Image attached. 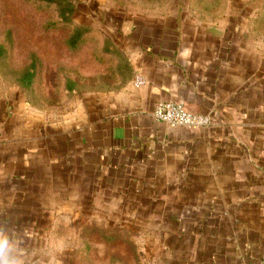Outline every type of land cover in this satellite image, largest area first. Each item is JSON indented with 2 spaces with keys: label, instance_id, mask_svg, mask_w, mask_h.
<instances>
[{
  "label": "crops",
  "instance_id": "crops-1",
  "mask_svg": "<svg viewBox=\"0 0 264 264\" xmlns=\"http://www.w3.org/2000/svg\"><path fill=\"white\" fill-rule=\"evenodd\" d=\"M111 22L145 85L134 77L63 113L0 87L4 258L65 264L52 244L58 223L96 225L88 209H126L130 224H144L135 236L150 261L158 249L153 264H264V39L238 12ZM159 101H181L212 123L157 121Z\"/></svg>",
  "mask_w": 264,
  "mask_h": 264
},
{
  "label": "rangeland",
  "instance_id": "rangeland-1",
  "mask_svg": "<svg viewBox=\"0 0 264 264\" xmlns=\"http://www.w3.org/2000/svg\"><path fill=\"white\" fill-rule=\"evenodd\" d=\"M233 12L246 17L253 35L264 39V0H0V87L28 105L63 113L65 106L120 90L136 77L127 40L111 22L113 16L218 20ZM88 210L99 219L97 229L90 223L56 225L57 262L159 260L158 249L151 261L144 254V241L135 236L144 224H130L126 209ZM58 214L73 220L80 212L60 209ZM116 214L120 217H110ZM112 231L120 237L111 240Z\"/></svg>",
  "mask_w": 264,
  "mask_h": 264
},
{
  "label": "built area",
  "instance_id": "built-area-1",
  "mask_svg": "<svg viewBox=\"0 0 264 264\" xmlns=\"http://www.w3.org/2000/svg\"><path fill=\"white\" fill-rule=\"evenodd\" d=\"M145 82L142 76H136V86H143ZM154 118L170 126L194 129L208 127L212 123L209 115L192 112L181 101H159L154 110Z\"/></svg>",
  "mask_w": 264,
  "mask_h": 264
},
{
  "label": "clouds",
  "instance_id": "clouds-1",
  "mask_svg": "<svg viewBox=\"0 0 264 264\" xmlns=\"http://www.w3.org/2000/svg\"><path fill=\"white\" fill-rule=\"evenodd\" d=\"M3 248H4V244L0 242V264H22V261L18 259H12V260L5 259L2 254Z\"/></svg>",
  "mask_w": 264,
  "mask_h": 264
},
{
  "label": "trees",
  "instance_id": "trees-1",
  "mask_svg": "<svg viewBox=\"0 0 264 264\" xmlns=\"http://www.w3.org/2000/svg\"><path fill=\"white\" fill-rule=\"evenodd\" d=\"M98 225H99V224H98ZM93 228L97 229L96 226L94 227V225H93ZM87 229H88V227H87ZM89 229H91V227H90ZM87 231H88V230H87ZM109 234H111V235H109V237L111 238V240H112V239H115V238L118 239V238L120 237V234L114 233L113 231H112L111 233H109ZM107 237H108V236H107ZM109 237H108V238H109Z\"/></svg>",
  "mask_w": 264,
  "mask_h": 264
}]
</instances>
